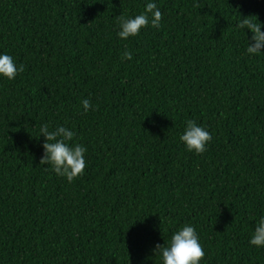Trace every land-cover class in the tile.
<instances>
[{"label":"trees","instance_id":"16d2710c","mask_svg":"<svg viewBox=\"0 0 264 264\" xmlns=\"http://www.w3.org/2000/svg\"><path fill=\"white\" fill-rule=\"evenodd\" d=\"M148 2L160 27L120 39L118 18ZM249 15L264 32V0H0V54L25 66L0 76V264H163L155 246L185 225L199 264H264L249 242L264 217ZM189 119L212 136L202 154L179 139ZM44 124L74 131L82 176L39 164Z\"/></svg>","mask_w":264,"mask_h":264},{"label":"clouds","instance_id":"9594fccd","mask_svg":"<svg viewBox=\"0 0 264 264\" xmlns=\"http://www.w3.org/2000/svg\"><path fill=\"white\" fill-rule=\"evenodd\" d=\"M149 14H151L150 21ZM251 16L254 15L241 18L237 27L251 31V40L254 42L248 44L246 51L249 55H256L264 49V32L261 31L262 25L257 17L254 16L255 19H253ZM161 19L162 13L157 5L148 2L144 13L135 16V18L126 19L123 16L118 18L120 30L117 35L120 39L126 40L130 36L138 35L140 30L148 26L149 23L153 27L159 28ZM121 58L131 60L132 53L125 50ZM24 68V65L17 66L10 55L0 54V76L13 80L18 73L24 71ZM81 104L84 112L90 108L95 110L88 99L82 100ZM40 134L45 139L42 145L44 154L39 164H51L52 171L60 177H65L68 182H72L75 178L83 175L86 167L84 154L87 149L79 143L71 146L67 143L73 140L75 135L73 130L61 125L50 131L49 126L44 124L40 128ZM179 139L188 151L202 154L207 150L206 145L211 141L212 136L205 128L189 119ZM249 242L257 247L264 246V217L259 219ZM156 251L162 257L163 264H199L205 255L196 230L191 225H185L174 233L168 246L157 244L155 246Z\"/></svg>","mask_w":264,"mask_h":264}]
</instances>
